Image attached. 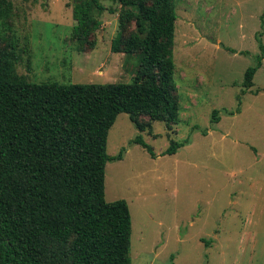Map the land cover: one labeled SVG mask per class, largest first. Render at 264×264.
<instances>
[{"label":"rangeland","instance_id":"obj_1","mask_svg":"<svg viewBox=\"0 0 264 264\" xmlns=\"http://www.w3.org/2000/svg\"><path fill=\"white\" fill-rule=\"evenodd\" d=\"M11 1L0 21V61L14 53L17 74L33 82L134 79L139 53L112 48L136 29L111 11L117 0H100V28L82 48L74 0ZM175 1L178 122L150 121L141 131L128 113L117 116L107 152L123 157L106 164V199L129 204L133 264H264V0ZM138 135L154 155L133 141ZM173 140L185 144L164 153Z\"/></svg>","mask_w":264,"mask_h":264},{"label":"trees","instance_id":"obj_2","mask_svg":"<svg viewBox=\"0 0 264 264\" xmlns=\"http://www.w3.org/2000/svg\"><path fill=\"white\" fill-rule=\"evenodd\" d=\"M117 1L119 9L111 11L136 24L112 47L139 53L131 82H33L16 73L14 53L0 61V264H133L129 204L107 201L105 194L106 164L123 157L107 152L108 134L121 112L141 131L150 121L178 122V14L175 0ZM12 5L0 0V21ZM73 6V34L82 48L92 43L101 25L97 14L106 8L100 0H74ZM262 61L263 53L247 68L243 92ZM133 141L154 155L141 135ZM184 144L173 140L164 153Z\"/></svg>","mask_w":264,"mask_h":264}]
</instances>
